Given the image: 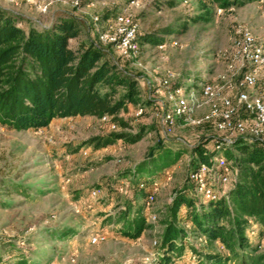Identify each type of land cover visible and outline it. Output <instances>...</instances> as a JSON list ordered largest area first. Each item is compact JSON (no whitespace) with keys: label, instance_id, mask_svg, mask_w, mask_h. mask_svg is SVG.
Returning <instances> with one entry per match:
<instances>
[{"label":"rangeland","instance_id":"rangeland-1","mask_svg":"<svg viewBox=\"0 0 264 264\" xmlns=\"http://www.w3.org/2000/svg\"><path fill=\"white\" fill-rule=\"evenodd\" d=\"M0 8L33 26L73 18L81 35L69 42L70 47L91 43L136 77L141 103L128 106L121 116L132 125L127 132L144 131L133 143L116 141L97 148L93 139L108 135L110 127L87 116L54 119L47 128L36 130L18 131L0 124V264H162L164 221L174 194L185 183L189 150L200 143L211 148L219 141L238 139L235 133L217 131L218 119L201 121L209 110L206 104L186 121H178L170 134L163 131L162 115L172 107L176 98L172 91L178 87L210 83L217 107L222 98H235L245 73L253 74L255 92L259 90L264 66L249 69L234 56L232 42L248 30L256 44H264V0L227 9L214 0H0ZM117 12L134 21L140 37L157 32L154 43L139 41L137 58H127L114 45L98 42L104 22ZM170 41L177 45L170 46ZM160 42L165 47L157 50ZM138 109H142L140 116L135 115ZM237 113L250 125L249 117ZM259 140L264 145V134ZM178 152L185 156L169 164ZM127 179L130 188L119 193L118 183ZM148 180L158 188L152 207L145 209L142 196L131 204L135 193L131 187ZM92 191H98L95 197ZM126 205L134 210L140 207L142 213H137L148 225L135 239L123 236L117 225ZM150 214L156 215L154 223ZM250 225L257 232L245 235L260 254L264 252V238L257 235L260 226L252 221ZM177 227L183 230L184 247L179 255H170L168 264H203L198 256L209 251L228 255L219 244L209 248L192 232L185 207L180 208ZM93 235L104 239L92 244ZM227 264L238 261L232 258Z\"/></svg>","mask_w":264,"mask_h":264},{"label":"trees","instance_id":"trees-1","mask_svg":"<svg viewBox=\"0 0 264 264\" xmlns=\"http://www.w3.org/2000/svg\"><path fill=\"white\" fill-rule=\"evenodd\" d=\"M214 1L227 9L252 0ZM162 32L169 34L168 29ZM156 33L143 37L137 34V39L154 43ZM80 35L71 17L54 19L47 27L33 26L24 17L0 8V124L18 131L36 130L47 128L54 119L109 117L106 124L109 127L115 124L120 131L95 137L93 143L97 148L116 141H138L143 129L135 134L127 132L132 125L121 116L127 113L128 106L141 103L136 77L91 43L70 47L69 42ZM188 153L185 183L173 196L160 238L162 264H168L170 255H179L184 247L183 230L177 227L181 207L186 209L192 232L203 237L209 248L219 244L228 254L209 251L198 256L199 263L227 264L233 258L238 264H264V252L258 254L245 235L252 221L260 226L257 235L264 238V145L238 138L230 150L224 151L233 177L225 196L220 195L215 201L200 202L188 181L190 172L215 155L214 145L207 148L200 143ZM182 154L185 156V153H176L169 164ZM139 183L150 185L149 180L135 183L131 187L135 192L131 204L147 196L138 188ZM133 208L126 205L117 221L121 226L119 232L130 239L139 237L148 228L146 218L139 215L140 207ZM246 249L249 253L244 252Z\"/></svg>","mask_w":264,"mask_h":264},{"label":"built area","instance_id":"built-area-1","mask_svg":"<svg viewBox=\"0 0 264 264\" xmlns=\"http://www.w3.org/2000/svg\"><path fill=\"white\" fill-rule=\"evenodd\" d=\"M3 1L13 2L14 0ZM130 4L132 5L134 2H130ZM104 25L103 31L98 35L99 43L114 45L127 58L134 59L139 56L140 44L137 39L136 24L132 19L122 12H117L106 20ZM169 45L176 46L177 42L170 41ZM164 47L165 43L162 42L156 45L157 50H162ZM232 48L234 56L243 60L249 69L255 71L264 66V44H256L248 30L239 33L232 42ZM162 84L166 85L167 81H163ZM256 86L257 81L253 74L245 73L238 82L239 92L235 98L233 100L222 98L219 107L212 103L217 94L208 82H203L198 87H178L172 91L176 97L172 107L162 115L163 131L170 134L178 121H186L201 105L206 104L209 110L201 119L202 122L218 119L215 123L217 131L235 133L236 138H247L249 141L259 142V138L264 134V79L259 83L257 92H255ZM155 90L159 91V89ZM238 110L241 115L249 117L250 125H246L247 120L239 116ZM141 112L142 109H138L135 115L140 116ZM100 120L107 123L109 117H103ZM110 131L118 132L120 129L115 124H111ZM233 141L229 139L224 143L217 142L214 145L215 155L208 161L200 163L195 170L188 174V181L193 186L195 196L202 201H215L220 195L225 196L230 188L232 172L223 153L230 150ZM216 186L222 187L221 192L216 190ZM128 188H130L129 181H120L116 190L119 193H126ZM138 188L147 193L144 206L145 209H150L155 201L157 185L155 183L150 185L139 183ZM97 193L98 191H92L91 195L95 197ZM149 217L150 221L154 223L156 215L150 214ZM250 226L247 229V234L252 237L256 234L257 229ZM103 239L102 236L93 235L90 237V242L95 244ZM201 239L205 242L203 237ZM220 248L222 249V247ZM70 262L73 263L74 259L70 258Z\"/></svg>","mask_w":264,"mask_h":264},{"label":"crops","instance_id":"crops-1","mask_svg":"<svg viewBox=\"0 0 264 264\" xmlns=\"http://www.w3.org/2000/svg\"><path fill=\"white\" fill-rule=\"evenodd\" d=\"M126 181H129V179H127ZM130 182V181H129ZM138 200V199H137Z\"/></svg>","mask_w":264,"mask_h":264}]
</instances>
